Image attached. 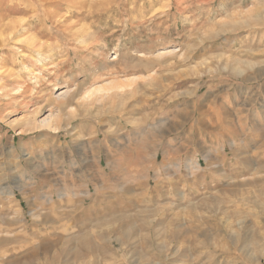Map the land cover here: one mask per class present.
Listing matches in <instances>:
<instances>
[{
    "label": "rangeland",
    "instance_id": "rangeland-1",
    "mask_svg": "<svg viewBox=\"0 0 264 264\" xmlns=\"http://www.w3.org/2000/svg\"><path fill=\"white\" fill-rule=\"evenodd\" d=\"M263 68L264 0H0V264H264Z\"/></svg>",
    "mask_w": 264,
    "mask_h": 264
},
{
    "label": "bare ground",
    "instance_id": "bare-ground-1",
    "mask_svg": "<svg viewBox=\"0 0 264 264\" xmlns=\"http://www.w3.org/2000/svg\"><path fill=\"white\" fill-rule=\"evenodd\" d=\"M246 20V19H245ZM244 20V21H245ZM248 23V22H247ZM13 28H14V26H13ZM15 30L17 29V27H15L14 28ZM13 29V30H14ZM174 53V51L173 50H171V51H167V52H165L164 54H173ZM174 55V54H173ZM264 69V68H263ZM242 76V75H241ZM136 77H133L132 79H128L126 82H124V83H122V82H120V81H118V80H113V81H110V82H107L106 84H104V85H100V86H98V87H92L91 89H89L88 91H86V93H85V99H89V98H91L92 96H96V94H105V93H109L110 91L112 92V91H114L115 93H113L114 94V96H115V94H116V97H117V95H118V97L119 96H121V95H123V93L125 92V90H127V88H129V90H130V88L132 87L133 88V85H135L136 84ZM136 86V85H135ZM137 87V86H136ZM138 88V87H137ZM135 89V88H134ZM132 90V89H131ZM112 94V93H111ZM111 94L109 95V97L111 96ZM103 96V95H102ZM105 96V95H104ZM108 97V96H107ZM84 99V98H83ZM104 99V98H103ZM39 124L42 126L41 128H43V127H52V125H53V119H52V117L50 118H47V119H44V120H42L41 122H39ZM40 128V127H39ZM56 129V128H55ZM18 189L19 190H21V191H23L24 190V187H18ZM23 193V192H22ZM7 221H9V219H7ZM9 224V223H8ZM7 225V224H6ZM175 234H177V233H175ZM176 236V235H175ZM87 247V246H86Z\"/></svg>",
    "mask_w": 264,
    "mask_h": 264
}]
</instances>
